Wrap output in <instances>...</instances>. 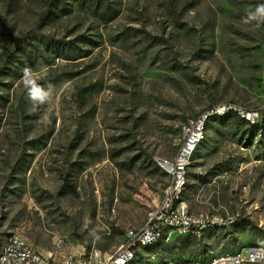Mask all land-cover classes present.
<instances>
[{
    "label": "rangeland",
    "instance_id": "obj_1",
    "mask_svg": "<svg viewBox=\"0 0 264 264\" xmlns=\"http://www.w3.org/2000/svg\"><path fill=\"white\" fill-rule=\"evenodd\" d=\"M58 1L0 0V247L17 235L45 257L107 259L162 199L155 157L174 159L183 124L220 104L259 122L210 119L184 198L228 225L129 264L264 247V23H243L264 0ZM26 67L45 103L28 99Z\"/></svg>",
    "mask_w": 264,
    "mask_h": 264
},
{
    "label": "bare ground",
    "instance_id": "obj_2",
    "mask_svg": "<svg viewBox=\"0 0 264 264\" xmlns=\"http://www.w3.org/2000/svg\"><path fill=\"white\" fill-rule=\"evenodd\" d=\"M229 105H233V104H229ZM236 106L241 107L239 105ZM230 111H232L231 108H221L220 111H218L217 113L208 114L202 117L201 125H200V135H197V138H195L193 145L191 146L189 152L187 153V166H183L182 181L180 182L179 186L176 188V193L173 194V197H171V200L169 201V212H177V209L183 207V212L185 213L187 220H201L202 218L207 217L210 219H215V223H203L197 227L196 225H187L185 229H183V224H179V223L164 224L162 225L156 238L149 239L143 242H131V249L129 250L128 257L120 261H116L123 252L128 250L129 235L136 231V229H129L125 233L124 243L115 251L113 255L109 256L105 260H100L98 262H89V264H105V263L129 264L135 259H137L141 248L142 249L152 248L158 245L167 247V245L174 240L171 239L172 233L178 232L177 237L197 236L201 238L202 235L208 231L218 230L228 225L227 223H225L224 219H220L209 215L192 214L190 211L189 204L184 198V195L188 185V171L192 165V161L195 153L197 152L198 148L205 139V131L208 122L210 121L211 118L223 117ZM206 112H208V110H206L204 113ZM234 112H236L239 117L246 120L251 125H254L259 122L260 118L257 119V121H253V119L250 116L246 115L242 111H234ZM186 142H187V133L182 131V141L175 158L180 157V154L182 153L183 145H185ZM175 158L172 160H168L163 157H155L154 159V162L158 167V169L161 170L162 173L168 175L170 180H169V184L167 185V187L163 192V196L159 205L157 206L156 210L150 215L148 221L145 223L144 226L150 224V221H154L157 219V214H159L160 212V204L166 202L169 192L174 189L176 173L174 170L170 169V167L164 162H172L173 160H175ZM16 236L17 235L10 236L7 239V241L0 247V263H7L8 259H18V256H20V249H24L26 246L32 248L24 239H20L16 241ZM15 244H16V248H15ZM247 249H250L251 251L264 253V247L252 245L247 248H242V250L240 251L218 254L210 259H203V260L202 259H192V260L168 259L162 262L161 264H215L218 261L230 259L231 257L244 254L245 251H247ZM65 256H67V262H72V264H86L85 261H79L75 256L72 255H65ZM255 264H264V261H255Z\"/></svg>",
    "mask_w": 264,
    "mask_h": 264
},
{
    "label": "built area",
    "instance_id": "obj_3",
    "mask_svg": "<svg viewBox=\"0 0 264 264\" xmlns=\"http://www.w3.org/2000/svg\"><path fill=\"white\" fill-rule=\"evenodd\" d=\"M221 108H231L232 111H242L246 115L250 116L253 121H257V119H259L261 116L260 110H247L236 105L220 104L212 106L208 109V112L202 113L196 118L188 119L182 127V131L187 133V142L185 145H183L180 157L175 158V160H173L172 162H164L170 167V169L174 170L176 173L174 189L169 192L166 202L160 204V212L159 214H157V219L154 221H150V224H148L147 226H142L140 229H136L135 232L129 235V248L128 250L123 252L116 261H120L128 257L129 250L131 249V242H143L149 239L156 238L158 232L164 224L179 223L183 224V229H185L187 225H196L197 227L203 223H215V219H210L207 217H204L201 220H187L186 215L183 212V207L177 209V212H169V201L171 200V197H173V194L176 193V188L182 181V169L183 166H187V153L193 145L195 138H197V135H200V125L202 117L208 114L217 113ZM227 222L228 221L225 220V223ZM177 235L178 232L172 233L171 239H175ZM20 239L23 238L20 236H16V241ZM255 261H264V253L247 249L244 254L231 257L230 259L218 261L215 264H255ZM85 263L89 264V261H85ZM0 264H72V262H67V256H62L59 259L45 257L36 252L33 248L26 246L24 249H20V256H18V259H8L7 263Z\"/></svg>",
    "mask_w": 264,
    "mask_h": 264
},
{
    "label": "clouds",
    "instance_id": "obj_4",
    "mask_svg": "<svg viewBox=\"0 0 264 264\" xmlns=\"http://www.w3.org/2000/svg\"><path fill=\"white\" fill-rule=\"evenodd\" d=\"M253 21L264 23V4L257 5L255 11L248 13L243 19L245 24ZM22 82L26 89L27 97L33 104H42L47 101L49 91L37 84L33 78V70L31 68L26 67L23 69ZM48 87L51 88L52 85Z\"/></svg>",
    "mask_w": 264,
    "mask_h": 264
},
{
    "label": "trees",
    "instance_id": "obj_5",
    "mask_svg": "<svg viewBox=\"0 0 264 264\" xmlns=\"http://www.w3.org/2000/svg\"><path fill=\"white\" fill-rule=\"evenodd\" d=\"M62 6H71L69 5V2L67 0H59L58 1ZM86 3H90V5H94L96 4L95 8L96 10H100L101 9V6H102V0H98L97 2L95 0H86ZM51 6V3H49V7ZM104 14V18L108 15V13H103ZM116 17V15H113L111 16V20H113L114 18ZM106 21L108 22V18L106 19ZM84 37H79L78 40H82L83 41ZM85 42V41H84ZM46 48L49 50L50 48V45L46 44ZM26 53V51H24ZM60 52H58V55L59 56H62L64 53L62 54H59ZM17 69H18V66L16 65L15 67H13L12 69V72L13 74H16L17 72ZM226 122H224V126H229V125H233V124H237L239 123V120L242 121L243 123H246L249 125V123L242 119L241 117L238 116V114L234 111H230L229 113L226 114ZM264 116V114H263ZM252 127H255L256 126H252ZM157 167V166H156ZM158 168V167H157ZM247 233L251 234V235H255V236H260V235H263V232L261 229H250ZM178 240H180L182 243H183V246H185V248H194L195 250L197 249L198 245H201V239L202 238H199L197 236H187V237H176ZM173 242H170L167 247L170 249L171 248V245H173ZM170 246V247H169ZM167 248V250H169ZM198 252V251H197Z\"/></svg>",
    "mask_w": 264,
    "mask_h": 264
},
{
    "label": "crops",
    "instance_id": "obj_6",
    "mask_svg": "<svg viewBox=\"0 0 264 264\" xmlns=\"http://www.w3.org/2000/svg\"><path fill=\"white\" fill-rule=\"evenodd\" d=\"M158 169V168H157ZM159 170V169H158ZM160 172H161V170H159ZM220 252V251H219ZM228 252V250H226V251H223V252H220V253H218V254H221V253H227ZM217 254V255H218Z\"/></svg>",
    "mask_w": 264,
    "mask_h": 264
}]
</instances>
